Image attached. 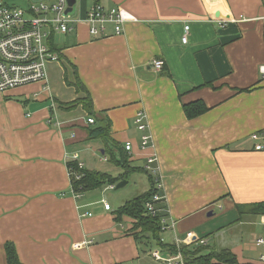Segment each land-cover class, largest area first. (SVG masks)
I'll return each instance as SVG.
<instances>
[{
    "label": "crops",
    "instance_id": "crops-1",
    "mask_svg": "<svg viewBox=\"0 0 264 264\" xmlns=\"http://www.w3.org/2000/svg\"><path fill=\"white\" fill-rule=\"evenodd\" d=\"M96 4L133 20L120 35L110 25L98 40L84 22L59 34L65 43L56 34L60 60L48 67V85L0 94V264L7 242L24 264H165L153 254L176 255L155 246L148 252L131 221L117 223L116 209H105L107 200L72 192L68 163L118 169L106 143L88 137L89 127L106 124L114 142H132L133 166L157 159L161 203L176 225L165 243L193 233L207 241L206 254L230 250L240 264H264L257 245L264 215L240 216L237 208L264 202V152L251 139L264 129V0H95L78 18ZM77 77L88 93L76 90ZM87 96L92 114L83 105L60 108ZM199 101L208 111L188 118L184 106ZM141 111L152 138L146 149L135 123ZM85 241L93 244L75 248Z\"/></svg>",
    "mask_w": 264,
    "mask_h": 264
},
{
    "label": "built area",
    "instance_id": "built-area-1",
    "mask_svg": "<svg viewBox=\"0 0 264 264\" xmlns=\"http://www.w3.org/2000/svg\"><path fill=\"white\" fill-rule=\"evenodd\" d=\"M28 6L11 4L6 0H0V94L26 86L45 84L48 85V67L52 63L59 62L60 58L56 53L52 40L56 34L67 35L74 32L80 23H86L89 27V34L93 39H101L107 35V29L113 26L116 35L123 32L124 25L133 18L122 8L106 10L100 4H96L82 19H70L67 13L69 8L68 0H41ZM264 22V17L262 18ZM228 20H221L219 24L225 27ZM190 27H186V34L183 43H187V34ZM156 71H162L164 62L156 60L153 62ZM264 78V65L260 67ZM147 115L141 111L136 115L135 123L141 137V147L146 149L151 145V136L147 134ZM94 124V119L88 120ZM256 152H264V129L251 135ZM126 151L133 150L132 142L125 144ZM156 158L150 157L147 160L144 170L151 173L157 182L158 189L162 188L158 176V170L154 167ZM80 169L84 168L83 163L79 164ZM69 168V167H68ZM70 179L79 180L82 174L75 173L69 168ZM115 186L108 189L113 190ZM73 191V190H72ZM74 193V192H73ZM76 198L81 195L75 194ZM162 196L156 195L152 201L146 204V208L152 217L158 216L160 210L156 204L161 202ZM105 209L111 210V204L104 202ZM176 225L169 221V218L162 219V231L164 233L175 230ZM207 245L206 240H199L193 233H188L186 239H176L175 244ZM92 241H85L76 244L75 248L92 245ZM258 246H264V239L257 240ZM156 261H164L165 264H185L182 254L178 253L169 259H164L161 252L153 254ZM264 262V257H261Z\"/></svg>",
    "mask_w": 264,
    "mask_h": 264
},
{
    "label": "trees",
    "instance_id": "trees-1",
    "mask_svg": "<svg viewBox=\"0 0 264 264\" xmlns=\"http://www.w3.org/2000/svg\"><path fill=\"white\" fill-rule=\"evenodd\" d=\"M73 85L71 82H68ZM74 86L78 92H87L86 87L77 77ZM78 105H83L86 111L90 114L93 113V102L90 96L84 99L77 100L69 105L61 104L60 108L64 110H71ZM184 111L188 118H196L208 111L207 106L204 102L199 101L184 106ZM96 119H94L95 124ZM91 126V124L89 125ZM89 139H102L106 143V156L108 161L113 164L116 168L122 169L123 173L118 176H113L107 172L101 171H90L85 168L80 169L79 161H72L68 163V167L72 168L75 173L82 174L79 180L72 179V192L74 194H85L98 189L109 188L110 186H117L121 181L128 180L129 176L133 174H145L149 176L150 189L129 201L124 205L116 209L113 214L117 223H123L127 218L131 221V233L133 234L138 245H144L148 247V252L155 247H159L164 251L170 252L171 254L181 253L185 264H240L236 255L230 250L215 251L212 250L210 253H204L205 246L199 243L192 245H176L165 243L163 239L164 232L162 231V219L167 218L168 214L166 207L162 206V201L157 203L156 206L160 210V213L156 217H152L147 208L146 204L156 196L160 195V189L157 187L156 178L144 170L142 167L133 166L131 156L126 151L125 146L114 142L110 138V127L109 125H100L95 128H88ZM115 189V188H114ZM240 216L242 215H253L263 216L264 215V202L257 203L248 206H237ZM5 253L7 264H24L17 252L16 246L13 242H7L5 244Z\"/></svg>",
    "mask_w": 264,
    "mask_h": 264
},
{
    "label": "rangeland",
    "instance_id": "rangeland-1",
    "mask_svg": "<svg viewBox=\"0 0 264 264\" xmlns=\"http://www.w3.org/2000/svg\"><path fill=\"white\" fill-rule=\"evenodd\" d=\"M6 1H8L11 4L28 6L27 4L28 1L35 3V2H40L41 0H6ZM94 2L95 0H77V3L75 4L73 11L68 15V17L72 20L78 18L86 10V8L90 7ZM56 39H57L56 42L57 41L62 42V43L66 42L65 38L61 37V35L59 34ZM54 45L56 46L57 43H54ZM102 165L105 168L111 167L109 163H103ZM111 173L113 175L118 176L119 174L123 173V170L116 169L115 171ZM127 183H128L127 186L119 190H116V189L109 190L108 188L95 190L93 191V195L95 197H98L99 199L107 200L109 204L113 206V210H115L121 207L122 205H124L128 200L133 199L134 197H137L143 194L149 185L147 175L140 174V173L129 176ZM101 206L104 207L103 204ZM206 250H204V253L206 252Z\"/></svg>",
    "mask_w": 264,
    "mask_h": 264
},
{
    "label": "water",
    "instance_id": "water-1",
    "mask_svg": "<svg viewBox=\"0 0 264 264\" xmlns=\"http://www.w3.org/2000/svg\"><path fill=\"white\" fill-rule=\"evenodd\" d=\"M77 3V0H68V4H69V8L67 10V13H71L74 9L75 4ZM127 180L121 181L117 186H116V190L122 189L125 186H127ZM212 214H210L211 216Z\"/></svg>",
    "mask_w": 264,
    "mask_h": 264
}]
</instances>
